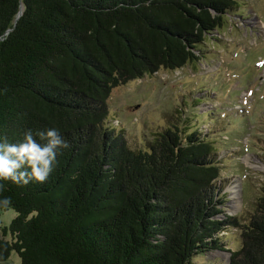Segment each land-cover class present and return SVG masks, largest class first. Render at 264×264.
Segmentation results:
<instances>
[{
	"label": "trees",
	"instance_id": "obj_1",
	"mask_svg": "<svg viewBox=\"0 0 264 264\" xmlns=\"http://www.w3.org/2000/svg\"><path fill=\"white\" fill-rule=\"evenodd\" d=\"M242 5L0 0V138L56 128L70 145L45 183L3 181L12 203L0 216L18 215L1 230V264L13 252L22 264H194L226 250L229 264H264V187L248 220L220 209L216 138L183 112L135 151L107 121L113 89L199 62Z\"/></svg>",
	"mask_w": 264,
	"mask_h": 264
},
{
	"label": "rangeland",
	"instance_id": "obj_2",
	"mask_svg": "<svg viewBox=\"0 0 264 264\" xmlns=\"http://www.w3.org/2000/svg\"><path fill=\"white\" fill-rule=\"evenodd\" d=\"M243 2L240 16L215 36L221 42L208 44L199 62L113 89L107 121L138 151L156 134L182 124L184 112L192 119L186 126L217 140L221 175L216 186L226 201L220 209L246 221L264 187V0ZM17 215L1 213L0 238ZM222 235L231 252L240 249L237 229ZM230 259L227 250L215 251L195 258L194 264H229ZM4 264L22 263L13 252Z\"/></svg>",
	"mask_w": 264,
	"mask_h": 264
},
{
	"label": "clouds",
	"instance_id": "obj_3",
	"mask_svg": "<svg viewBox=\"0 0 264 264\" xmlns=\"http://www.w3.org/2000/svg\"><path fill=\"white\" fill-rule=\"evenodd\" d=\"M36 137L45 143L37 142ZM70 147L68 141L56 128L46 131L32 130L24 133L23 142L9 143L7 137L0 138V196L5 190L3 181L18 186H27L33 180L45 183L57 165V156ZM11 197L2 196L0 207L11 205Z\"/></svg>",
	"mask_w": 264,
	"mask_h": 264
},
{
	"label": "water",
	"instance_id": "obj_4",
	"mask_svg": "<svg viewBox=\"0 0 264 264\" xmlns=\"http://www.w3.org/2000/svg\"><path fill=\"white\" fill-rule=\"evenodd\" d=\"M20 15H21V13H20ZM20 15H19V16H20ZM229 262H230V261H229ZM0 264H1V263H0Z\"/></svg>",
	"mask_w": 264,
	"mask_h": 264
}]
</instances>
